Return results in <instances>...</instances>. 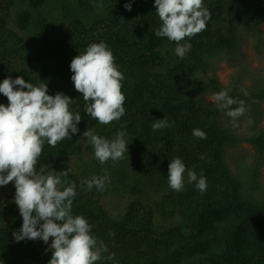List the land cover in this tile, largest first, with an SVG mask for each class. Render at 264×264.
<instances>
[{
	"label": "trees",
	"instance_id": "1",
	"mask_svg": "<svg viewBox=\"0 0 264 264\" xmlns=\"http://www.w3.org/2000/svg\"><path fill=\"white\" fill-rule=\"evenodd\" d=\"M126 2L0 0V80L10 75L47 83L49 94L72 97L70 107L82 116L72 139L44 144L37 170L70 168L68 180L77 185L73 214L86 217L114 253V261L97 264H264V191L257 188L264 159V65L241 61L249 40L256 52L264 47V0H204L211 19L183 59L175 42L154 35L161 23L154 0H132L131 11ZM100 41L125 75V115L108 125L84 113L86 102L70 79L72 58ZM220 60L235 65L226 83L217 75ZM222 89L245 102L239 118L247 117L245 131L217 108L214 94ZM0 103L7 104V97L0 94ZM165 116L168 126L153 130L155 119ZM121 128L132 140L129 154L101 164L83 132L111 139ZM195 128L207 138L193 136ZM242 142L254 151L246 185L225 157L228 147ZM177 156L207 178L205 192L187 182L182 192L169 188L168 165ZM104 174L110 178L105 190L80 187ZM7 186L15 189L13 182ZM14 195L0 197V264H48L49 249L13 238L22 225Z\"/></svg>",
	"mask_w": 264,
	"mask_h": 264
},
{
	"label": "clouds",
	"instance_id": "2",
	"mask_svg": "<svg viewBox=\"0 0 264 264\" xmlns=\"http://www.w3.org/2000/svg\"><path fill=\"white\" fill-rule=\"evenodd\" d=\"M132 6V0L124 4L128 11ZM154 7L161 21L154 35L175 42V54L183 59L191 50V39L206 29L210 10L204 0H154ZM70 70L74 88L86 102L84 113L102 125L125 115L126 96L122 91L125 75L105 41L87 45L72 58ZM0 94L8 101L0 103V186L13 182L14 202L22 216V225L19 231L13 232V238L17 242L42 240L52 253L48 264L114 261V253L93 234L94 226L83 215L73 214L77 185L68 180L70 168L49 171L48 165H42L37 170L45 143L55 147L80 131L78 124L82 116L79 110L70 107L73 98L61 91L49 94L47 83L37 85L22 76L10 75L0 80ZM214 101L231 118L233 127H238L239 118L247 110L245 102L233 98L230 89L215 93ZM167 126L166 116L155 119L151 125L153 130ZM192 135L207 138L206 132L199 128L193 129ZM83 136L89 139L94 157L101 164L123 160L125 153L129 154L128 145L132 140H128L126 128L118 130L111 139L90 130L84 131ZM167 180L169 188L176 192L185 189V182L194 184L201 193L207 190V178L188 169L179 156L170 160ZM109 183L107 174L92 175L80 187L85 191L93 188L103 191Z\"/></svg>",
	"mask_w": 264,
	"mask_h": 264
},
{
	"label": "rangeland",
	"instance_id": "3",
	"mask_svg": "<svg viewBox=\"0 0 264 264\" xmlns=\"http://www.w3.org/2000/svg\"><path fill=\"white\" fill-rule=\"evenodd\" d=\"M262 30L264 34V22L262 23ZM241 61L244 64L249 65L250 67L263 66L264 65V47L260 52H256L253 49L252 42L249 40L247 45L244 47V54L241 58ZM235 69V65L227 63L225 60L219 61V67L217 69V75L219 79L226 83L228 81L229 75ZM213 96H209L212 98ZM264 108V104H263ZM247 117H242L239 121V130H246ZM264 121V115L261 119ZM253 149L250 144L242 142L234 147H228L226 149V161L229 167L233 170L234 173L239 174L243 180V184L246 185L249 183V172L248 167L251 166L253 160ZM258 189L264 191V159L262 160L259 172H258ZM10 194H15V189L12 190L11 186H0V197L6 200V196ZM8 198V197H7ZM36 246L39 249H48V245L45 244L40 239H35ZM51 243V237L49 239V244Z\"/></svg>",
	"mask_w": 264,
	"mask_h": 264
}]
</instances>
